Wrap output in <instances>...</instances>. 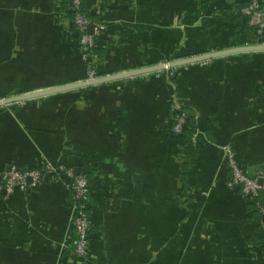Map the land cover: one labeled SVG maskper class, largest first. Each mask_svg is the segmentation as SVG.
<instances>
[{"label": "crops", "instance_id": "crops-1", "mask_svg": "<svg viewBox=\"0 0 264 264\" xmlns=\"http://www.w3.org/2000/svg\"><path fill=\"white\" fill-rule=\"evenodd\" d=\"M246 1L214 0L199 14L202 0H87L108 27L99 66L129 71L239 46ZM51 8L0 0V100L81 79ZM146 73L99 84L88 104L65 90L0 106V172L61 162L95 179L88 257L60 248L70 195L58 178L0 194V264H264V215L228 187L220 149L229 143L264 178V50L179 65L173 77ZM171 95L193 115L179 159L164 126ZM207 189V207L177 202Z\"/></svg>", "mask_w": 264, "mask_h": 264}, {"label": "built area", "instance_id": "built-area-1", "mask_svg": "<svg viewBox=\"0 0 264 264\" xmlns=\"http://www.w3.org/2000/svg\"><path fill=\"white\" fill-rule=\"evenodd\" d=\"M73 25L79 31L80 41L84 42L85 47L88 45L92 51L94 44L92 37L97 33L96 25L92 23L78 10L80 0H72ZM241 13L246 20L248 26L253 31V40L256 45L264 44L262 36L264 34V5L260 0H247L241 8ZM93 25V32H88V26ZM187 121V117L180 115L176 119L173 129L176 133L182 131ZM221 151L224 154L227 170L229 172L228 186L238 188L241 196L262 215H264V178L258 175H252L246 171L241 162L235 156L230 145H223ZM48 167V165L46 166ZM40 168V167H39ZM40 169L20 170L16 166H11L9 170L0 172V194L3 192L5 196H9L15 190L25 191L29 184L41 182L43 177L40 175ZM66 174L69 181L66 182V188L72 192L73 199V216L71 218V226L74 231V254L76 258L88 257V245L90 240L88 231L91 227V219L88 209V199L90 189L88 187L87 176L85 172L75 174L74 169L68 170L63 165L53 166L47 171V174L59 173ZM30 179V183H28ZM262 179L261 182L259 180Z\"/></svg>", "mask_w": 264, "mask_h": 264}, {"label": "rangeland", "instance_id": "rangeland-1", "mask_svg": "<svg viewBox=\"0 0 264 264\" xmlns=\"http://www.w3.org/2000/svg\"><path fill=\"white\" fill-rule=\"evenodd\" d=\"M50 1H51L52 8L50 11L49 19L51 21L52 26H54L55 33L58 35V37H60L62 39L63 45H66L68 43L67 45L73 49V51L76 53L77 57L81 60L82 64L84 65V73L80 77L81 79L78 80V82L90 80V79H96L97 77H100V76L112 74L111 72H107L106 70H104V69H106L105 67L103 70L101 69V67L99 66L100 64L98 63L99 61L97 59V56L93 52L94 46H96V43L104 45V43H103L104 40H103L102 34L108 28L106 23H104L105 21H103V19L99 18L101 21L99 20V21L94 23L96 25L97 33H95V35L92 37V43L94 44V46L92 47L93 50L90 51L89 46L87 45L85 47L84 42L80 41V37H79L80 33L76 29V27L72 24L73 23L72 17L67 16V13L73 12L72 11L73 6H72V2H71L72 0H50ZM130 1L133 3H137L138 0H130ZM116 2H117V0H106V3L109 4V7L114 6L116 4ZM129 5L130 4L125 5V6H129ZM71 24L73 25V31H71V29H70ZM244 45H247V46L248 45H256V42L253 40V42H249V43L247 42V43H244V44L239 45V46H244ZM179 59H182V58H179ZM174 60H178V59H174ZM202 61H207V59L202 60ZM167 63L168 62L157 63V64H164L165 65L164 68L157 69L155 71H151L148 73L160 74V75L166 73L167 77H173V75L175 74V70L178 66L168 67ZM157 64H155V65H157ZM97 70L101 71V73H103V75H101L99 72H97ZM120 72H123V71H120ZM114 73H118V72H114ZM109 82H105V83H109ZM68 84H70V83H68ZM100 84H102V83H100ZM98 85L99 84L89 85V86H86L83 88L81 87V88H77V89H71L68 91L70 93H72V92L77 93L78 92V94H81V95H78L80 100L83 101L85 104H88V101H90L91 97L93 96L92 89H94V87H97ZM80 91H84V94L82 95V93H79ZM17 101H22V100H17ZM168 107H169L168 108L169 111H167L166 118H165V125H164L165 131L168 134H171L172 136L177 138V143H176L177 150L175 151L173 157L174 158L176 157L179 159V157H183L187 153L186 149H187V146L189 145L188 143L190 141L184 140L182 138L181 132L176 133L174 131L173 127L176 124L177 117H179L180 115H183V116H186L187 120H188L190 118V115H192V113H190V111L188 110L187 107L182 106L180 104V102L176 99V97L173 95L170 96V100L168 101ZM120 138L122 140H124L125 136L120 135ZM223 145H230V144L229 143L222 144L220 146V149ZM221 156H223V163H224L225 167L227 168V163L225 162L223 152L221 153ZM235 156H236V153H235ZM236 158H237V156H236ZM238 161H240V160H238ZM60 164L63 165L68 170L74 169L72 165H68V164L66 165V164L61 163V162H55V163L47 162V163L39 166L40 168L36 167V168H32V169H40L37 171H39L40 175L43 177L44 180H56V179H58V176L56 174L49 175V174H47V171L50 168H52L53 166L58 167ZM47 165H48V167H46ZM28 169H31V168H28ZM89 169L90 168L84 169L83 172H87ZM74 173H75V171H74ZM59 179H64L66 182L69 181V178L66 177V174H64V172L59 173ZM227 183H228V180H227ZM235 189L240 193V191L237 187ZM201 193L203 195H179L177 202H180V207L183 209H188L190 206L191 207H197V208L207 207L208 189L205 191H201ZM191 204H195V205H191ZM72 205H73V199L71 197V199L69 201V206H68V209H69L68 214L69 215H68L67 225H66L67 226V232L65 233L64 241H62L59 245H60V248L63 247V248H66L69 250V253H70L69 257L70 258L76 259V256L74 254V248H75L74 247V236H75V234H74V231L72 229L71 222H70L71 218L73 216ZM89 215H90V211H89ZM90 219H91V217H90ZM91 223H92V220H91ZM87 251H88V256H89V252H90L89 245H88Z\"/></svg>", "mask_w": 264, "mask_h": 264}, {"label": "water", "instance_id": "water-1", "mask_svg": "<svg viewBox=\"0 0 264 264\" xmlns=\"http://www.w3.org/2000/svg\"><path fill=\"white\" fill-rule=\"evenodd\" d=\"M88 32L89 33L93 32V25L92 24H90L88 26ZM252 39H253V37H252ZM254 50H264V44L248 45V46L247 45L235 46V47H231V48H227V49H222V50H218V51H213V52H209V53H203V54L191 56L188 58H182V59L174 60V61L168 62L167 65H168V67H175V66H179V65L199 62L202 60H206V59H210L213 57L222 56V55H226V54L246 52V51H254ZM164 66H165L164 64L150 65V66L141 67L138 69H132L129 71L107 74L104 76L97 77L96 79L74 82V83H70L67 85H63L61 87L50 88V89L41 90L38 92L24 94V95H19V96H15V97H8V98L0 100V106L6 104L8 102L23 100V99L29 98V97L39 96V95L53 93V92L77 89V88L86 87L89 85H95V84L105 83V82H109L112 80H117V79H121V78H125V77H130V76H134V75L141 74V73L151 72V71H155L157 69L164 68ZM78 170H79L78 168H75V170H74L75 174L78 173ZM28 180H30V179H28ZM261 181H262V179L259 180V182H261Z\"/></svg>", "mask_w": 264, "mask_h": 264}, {"label": "trees", "instance_id": "trees-1", "mask_svg": "<svg viewBox=\"0 0 264 264\" xmlns=\"http://www.w3.org/2000/svg\"><path fill=\"white\" fill-rule=\"evenodd\" d=\"M211 1H214V0H202V2L200 3V7L199 9L197 10V13H204L205 9H206V4H208V2H211ZM261 4L264 5V3L262 2V0H260ZM78 10L80 11V13H82L85 17H87L92 23L94 22H97L99 21L97 16L95 14H93L89 7L87 6V3H86V0H80L79 2V5H78ZM67 16L69 17H72L73 19V14L72 12L71 13H67ZM73 24V23H72ZM71 24L70 26V29L71 31H73V25ZM241 31H239V28L238 27H235L234 30H233V38H234V44L235 45H242L244 43H249V42H253V31L252 29L248 26L246 20L244 19V22H243V25L241 27ZM262 40H264V34L262 36ZM103 45L102 44H97L96 43V46H94V54H98V53H101V49H102ZM101 50V51H99ZM97 72H99L101 75H103V73H101V71L97 70ZM193 129H194V125L191 123V119H188L185 123V125L183 126L182 128V131H181V134H182V138L184 140H189L192 136V133H193ZM78 169H79V172H82L84 169L82 168L81 165L79 166H76ZM22 170V169H20ZM86 173V176H87V181H88V187L91 191V189L93 187H95V184H94V181L95 179L93 178L92 174H91V171H87L85 172ZM69 192V195H70V199L72 197V192L70 190H68ZM1 196V195H0ZM91 229V227H90ZM90 229L88 231V239L90 240V237H89V234H90ZM66 254V253H65Z\"/></svg>", "mask_w": 264, "mask_h": 264}]
</instances>
